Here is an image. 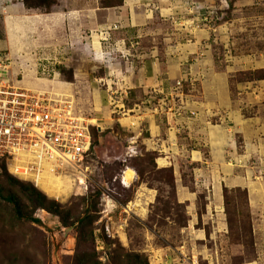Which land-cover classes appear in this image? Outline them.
<instances>
[{"label": "rangeland", "instance_id": "obj_1", "mask_svg": "<svg viewBox=\"0 0 264 264\" xmlns=\"http://www.w3.org/2000/svg\"><path fill=\"white\" fill-rule=\"evenodd\" d=\"M17 1L29 13L78 12L54 31L27 23L30 27L20 51H2L12 54L13 63L22 62L23 66L28 59L29 67L38 70L37 75L35 70L28 72V83L41 88L52 85L70 94L78 110L88 119H97L100 126H92V148L80 168L58 176L44 172L38 187L13 176L7 163L0 161V264H264V203L261 209L253 208L249 187L226 185L222 186V210L216 208L213 173L232 158L217 162L209 139L200 140L205 135H199L200 124L195 123L196 116L188 106V95L196 94L198 78L191 79L187 70V78L179 79L180 85L176 79L168 90L144 91L141 86L127 85L117 89L115 84H105L115 66L110 68L96 59L89 45L93 41L90 26L95 22L104 32L117 26L105 35L112 42L111 49L119 39H125L127 46L129 39H142L138 44L147 51H163L166 34L175 36V28L170 18L161 14L160 2H136L139 9H149L153 18L150 28H132L128 11L122 13L128 0H2V42L9 36L5 23L9 6ZM195 1L194 9L209 3ZM216 1H225L227 9H232L244 0H212L209 4ZM245 1L244 6L257 2ZM231 14L232 10L226 14L227 21H232ZM176 21L181 22V18ZM205 23L194 22L190 29ZM43 40L51 44L37 43ZM47 57L51 63L61 62L55 79L53 73H42ZM125 59L128 61L122 57ZM193 60L189 58L184 66ZM256 76H264V72ZM187 79L195 86L190 87ZM115 82L117 85L118 79ZM114 86L118 93L110 99ZM97 101L103 102L101 108ZM209 119L218 123L213 115ZM150 120L160 129L156 137ZM130 147L135 148L132 155ZM193 150L202 157H193ZM160 157H166L167 162ZM245 165L263 170L252 177L264 183V162L248 157ZM127 168L134 170L129 183H125ZM232 168L234 177H243L246 172ZM23 184L44 194L46 206L30 200L31 193ZM9 196L15 199L21 215Z\"/></svg>", "mask_w": 264, "mask_h": 264}, {"label": "crops", "instance_id": "obj_2", "mask_svg": "<svg viewBox=\"0 0 264 264\" xmlns=\"http://www.w3.org/2000/svg\"><path fill=\"white\" fill-rule=\"evenodd\" d=\"M138 1L141 0L126 1L124 6L126 10L122 13L128 11L132 28L143 26L150 28L149 21L153 18V13L149 12V9H139L135 5ZM211 1L204 0L209 3ZM244 1L232 9H227L225 1L221 4H217L216 1L214 5L203 3L194 9L193 6L197 3L195 0H155L161 4V14L170 18L175 28V36L166 34L164 38L167 47L163 51L152 49L147 51L138 44L142 39H139V42L136 39H129L128 46L125 39L116 42V47L121 51L118 53L121 61L114 65L119 79L117 89L127 85L129 88L141 86L144 91L153 88L160 91L168 90L169 84H173L176 79L187 78V70L190 71L191 79L198 78L196 86L194 85L196 94L188 95L191 102L188 106L196 116L195 123L200 124L199 135H205V138L200 140L209 139L217 162L224 163L227 158H232L225 165L220 164L222 166L219 168L224 171L218 169L213 173L215 205L219 212L222 210V186L226 185L249 187L253 208L261 209L264 203V183L252 177L256 171L261 174L263 170L245 165L248 157L264 162V76H256L257 72H264V10H261L264 8V0H257L246 6L243 5ZM1 3L2 0L0 5ZM9 7L11 11L6 16L8 21H5L9 36L5 42L0 39V51L8 50L12 54L20 51L21 45H24L25 35L30 27L27 23L41 24L54 31L53 28L62 27L67 19L73 20V16L77 17L78 13L77 11L68 14L62 11H54L51 14L33 11L29 13L18 1ZM208 9H214L219 17L216 15L215 18L206 19ZM230 10L233 19L231 21L229 18L227 21L225 17ZM180 18L181 22H177L176 20L179 21ZM199 21L206 23L197 29H190L194 22ZM99 26L95 23L91 31H103ZM252 30H255L254 35L251 33ZM44 40L37 43L51 44L50 41ZM33 43L37 44L35 41ZM122 57L128 58V61L122 60ZM189 58L194 60L186 67L185 61ZM188 82L187 79L186 83ZM192 86L190 83V87ZM97 104H99L97 107L101 108L103 102L97 101ZM212 115L218 118V123L210 122L209 117L212 118ZM91 121L98 123L95 118ZM124 121L130 122L129 118H125ZM149 122L150 129L156 137L160 129L158 126L155 127V121L154 124L152 120ZM171 134L173 137L174 132ZM192 154L193 157H202L196 150H193ZM238 160L245 162L242 165L245 168L235 164ZM160 161L167 162V159L160 157ZM233 166L246 169L245 176L234 177L236 171H231Z\"/></svg>", "mask_w": 264, "mask_h": 264}, {"label": "built area", "instance_id": "obj_3", "mask_svg": "<svg viewBox=\"0 0 264 264\" xmlns=\"http://www.w3.org/2000/svg\"><path fill=\"white\" fill-rule=\"evenodd\" d=\"M216 15L214 9L206 10V19ZM114 28L117 26L108 27L104 33L109 34ZM110 41L98 39L99 49L94 40L89 45L96 59L111 68L118 63L116 58L121 51L116 46L111 49ZM46 60L42 73H53L55 79L61 62L51 63L49 57ZM28 61L23 66L22 62L13 63L10 52L0 51V161L7 163L13 176L37 186L46 168L55 175L80 168L92 148V126L100 125L78 110L70 94L53 86L41 88L28 83L26 77L35 70ZM109 77L105 84H115L118 76L114 67ZM117 93L118 90H112L110 99ZM129 149L132 155L135 148Z\"/></svg>", "mask_w": 264, "mask_h": 264}, {"label": "trees", "instance_id": "obj_4", "mask_svg": "<svg viewBox=\"0 0 264 264\" xmlns=\"http://www.w3.org/2000/svg\"><path fill=\"white\" fill-rule=\"evenodd\" d=\"M92 24H93V25L90 26L91 30H92V28L94 27L95 22H93ZM94 129H95V128H94ZM17 181H18V180H17ZM18 182L20 183V181H18ZM23 188L27 189V192L29 191V192L31 193L30 195H28V198H29L30 200L36 202L37 205H38L39 207L46 206L47 199H46V197H45L44 194H42L40 191H38V190H37L36 188H34V187H32V188H28V185H24V184H23ZM7 198H8L9 201H11V202H13V203L15 204V208H16V210H17L18 215H21V210H20L18 204L15 202V199H14L12 196H9V197H7ZM50 203H51L52 205H54V206H57V204H56L54 201H52V202H50ZM47 208L53 210V208H51V207H47ZM34 220H35V221H39V219H34Z\"/></svg>", "mask_w": 264, "mask_h": 264}, {"label": "bare ground", "instance_id": "obj_5", "mask_svg": "<svg viewBox=\"0 0 264 264\" xmlns=\"http://www.w3.org/2000/svg\"><path fill=\"white\" fill-rule=\"evenodd\" d=\"M105 35H107V34H105L104 33V31H102V30H99V31H95V32H93L92 31V37H93V40H94V46L95 47H97L98 49H99V45H98V39H106V37H105ZM52 86V85H51ZM54 87V86H53ZM55 88V87H54ZM56 89V88H55ZM57 90V89H56ZM92 122V121H91ZM44 172H50V170L48 169V168H46L45 170H44ZM43 172V173H44ZM55 175V174H54ZM43 174L40 176V179H39V181H38V186L42 183V178H43ZM56 176H58V175H56ZM133 176H134V170L133 169H131V168H127V170L125 171V183L126 182H128L129 183V181H132V179H133Z\"/></svg>", "mask_w": 264, "mask_h": 264}, {"label": "clouds", "instance_id": "obj_6", "mask_svg": "<svg viewBox=\"0 0 264 264\" xmlns=\"http://www.w3.org/2000/svg\"><path fill=\"white\" fill-rule=\"evenodd\" d=\"M38 187V186H37Z\"/></svg>", "mask_w": 264, "mask_h": 264}]
</instances>
